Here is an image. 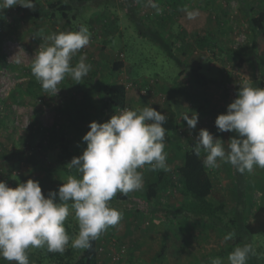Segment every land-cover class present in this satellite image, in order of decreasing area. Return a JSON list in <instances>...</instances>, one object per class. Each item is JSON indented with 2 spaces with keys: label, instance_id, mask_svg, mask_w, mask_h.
Wrapping results in <instances>:
<instances>
[{
  "label": "rangeland",
  "instance_id": "374dc122",
  "mask_svg": "<svg viewBox=\"0 0 264 264\" xmlns=\"http://www.w3.org/2000/svg\"><path fill=\"white\" fill-rule=\"evenodd\" d=\"M56 1L33 0L34 9L15 6L0 11V180L13 188L28 179L35 180L45 195L50 190H58L62 182L67 181L68 175L55 171L59 164V151L48 147V131L55 124L67 126L72 131L73 143L82 147L81 138L90 122L103 123L118 114L120 109L109 107L105 115L98 118L100 99L90 84H85L86 79H91L89 82L97 90H102L114 61L125 63L118 78L127 87L126 108L141 110L146 106L153 107L168 117L163 125L168 130L164 149L166 164L170 168L168 179L176 181L177 168L182 159L180 143L195 139L200 129H207L214 137L224 141L227 147V141L234 133L218 132L215 119L219 114L226 113L227 105L235 99L240 86L247 84L253 87L240 78L236 55L255 50L264 65V33L256 35L249 23L250 17L258 14L252 8L263 4L264 0H184V9L174 12L166 35L168 40L180 39L174 52L183 62L181 64L166 58L163 51L164 54L160 53L161 45L153 46L138 35L126 17V8L123 9L122 3L126 0H114L100 13L78 7L81 5L78 3L71 12L75 17H71L70 24L58 11L54 12L56 17L36 16ZM164 2L156 1L159 12L148 6L147 0H134V5L146 24L161 31V22L156 20L160 21L159 16L166 13ZM189 11L198 15L189 19ZM81 25L89 29L90 43L73 57L71 63L75 65L84 55L91 70L79 84L66 76L57 85V94L46 93L31 72L36 52L50 44L46 39L48 35L75 32ZM208 32L214 33L219 41L222 51L216 50L217 54L211 49L197 47L196 35ZM188 42L193 44L187 51ZM18 58L20 63H17ZM185 62L190 64L191 69L185 67ZM198 69L203 76H194ZM157 71L160 74H156ZM93 72H97L98 76L92 78ZM203 80L206 84L202 83ZM144 81L150 82L151 86L142 88L146 83ZM177 85L191 90L194 95L192 102L172 101L171 94ZM84 93L88 95L89 107ZM194 113L198 115V124L196 129L190 130L182 117ZM209 169L214 183L213 201L223 203L227 210H232L236 200L235 168L220 162L219 167ZM138 171L143 175L142 188L128 193V200L118 197L122 193L117 192L109 202L125 217L116 225L121 228L123 236L119 239L117 232L110 235L112 227L101 235L100 247L103 251L98 264H212L215 258L228 264L227 257L233 251L232 242L225 241L218 229L179 217L170 222L146 216L150 206L146 202L145 189L148 183L155 180V174L150 165ZM248 177L246 194L250 207L247 215L250 218L264 204V168L255 167L253 172H248ZM180 198L175 187L161 186L160 202L164 206H171ZM132 215L135 217L133 220L130 219ZM65 225L69 226L72 238H75L79 228L71 208ZM257 239L256 246L261 249L259 256L264 257V236ZM74 249L75 256L83 250ZM26 254L29 264H55L53 259L47 258L46 246L29 248ZM0 264L15 262L0 258Z\"/></svg>",
  "mask_w": 264,
  "mask_h": 264
},
{
  "label": "clouds",
  "instance_id": "9594fccd",
  "mask_svg": "<svg viewBox=\"0 0 264 264\" xmlns=\"http://www.w3.org/2000/svg\"><path fill=\"white\" fill-rule=\"evenodd\" d=\"M147 5L160 11L153 0ZM21 6L34 9L33 0H0V11ZM189 19L197 12L189 11ZM50 44L38 50L31 72L47 93H58L57 85L71 77L76 83L87 76L91 65L81 55L72 65L77 53L89 45V29L81 25L75 32L53 33L46 37ZM17 63H20L19 58ZM168 117L153 107L141 110L124 109L106 122L92 121L82 137L86 148L67 164L80 174L69 176L58 190L42 192L38 181L28 179L13 188L0 180V258L15 264H29V248L47 247L48 252L63 253L71 244L76 249H88L109 227L116 226L122 213L109 202L120 192L127 195L140 190L143 175L138 169L150 165V170L170 171L164 151L168 130L163 127ZM188 128L196 129L198 115L182 117ZM217 131L234 133L225 142L207 129H200L191 145L194 155L205 154L206 167L217 168L220 162L229 163L237 172L251 173L255 167L264 168V88L244 84L235 99L227 105L226 113L215 119ZM74 212L78 234L69 236L64 222ZM235 233L224 237L232 239ZM254 255L251 244L237 246L227 257L228 264H247ZM212 264H223L220 258Z\"/></svg>",
  "mask_w": 264,
  "mask_h": 264
},
{
  "label": "trees",
  "instance_id": "16d2710c",
  "mask_svg": "<svg viewBox=\"0 0 264 264\" xmlns=\"http://www.w3.org/2000/svg\"><path fill=\"white\" fill-rule=\"evenodd\" d=\"M114 0H57L56 3L50 4L48 9L43 13H36V16L40 18L56 17L55 11L60 12L62 18L67 24L71 23V17L75 15L71 14L77 7L88 8V10H96L97 13L101 12V9L111 6ZM160 0H153L154 3ZM166 7V13L159 16L157 23L161 25V31H156L152 25L145 23L143 17L137 14V6L134 5V0H126L122 3L123 9L126 8V17L131 26L135 29L139 36L149 41L153 46L155 44L161 45V51L166 53V58L175 60L178 64L183 63L174 49L176 44L179 43V38L168 40L166 35L168 33V24L173 19L174 12H180L185 7L184 0H163ZM256 10L258 14L252 16L249 19V23L253 28L254 33L257 35L260 32L264 33V3L257 7L252 8ZM168 11V12H167ZM197 47L200 49H211L214 54H217L216 50L222 51L219 46V41L214 37V33L208 32L207 34H197L195 38ZM189 43V42H188ZM190 42L185 48L187 51L190 49ZM186 51V53H187ZM162 53V54H164ZM111 71L109 79L106 82L102 90H97L93 84L88 80H85V84L97 93L101 107L98 109V118H102L105 115V111L112 107L116 110L124 109L128 103V93L126 84L120 82L118 75L121 73L125 66L123 61H114L111 65ZM185 67L191 69L189 63L185 62ZM236 67L238 68L239 76L242 80L252 84L253 87L264 88V65L263 61L255 50L248 53H239L236 55ZM160 74L158 71L156 74ZM155 74V75H156ZM98 76L97 72L92 73V78ZM195 77L203 76L199 69L195 70ZM147 81V80H146ZM144 81V82H146ZM219 82V81H217ZM203 84L206 82L203 80ZM150 82H146L142 85V88H149ZM87 98L88 95L83 94ZM194 98L191 90L184 86H178L173 88V94L171 99L173 102H192ZM90 104L88 103V107ZM119 113V111H118ZM97 122V121H96ZM89 125L87 131H89ZM71 129L67 126L55 124L48 131V147L58 149V165L55 167V171L62 175L75 176L80 178V174L74 168H69L67 164L74 156H79L82 150L86 148V143H83L82 147H78L73 143V137H71ZM87 133V132H86ZM85 133V134H86ZM84 134V135H85ZM80 138V137H79ZM191 140V141H190ZM194 142V138H190L187 143L181 142L182 159L179 167L177 168L176 181L167 178L168 171L156 170L154 171L155 180L148 183L145 189L146 202L149 204L150 209L146 216L149 219H162L166 221H172L174 218H182L193 223H198L204 226H208L220 231V235L225 237L229 233H235V236L230 239L232 242L231 250H234L237 246H244L245 244H251L255 249L254 255L249 256L247 264H264V257H260V246L257 247V237L264 236V204L260 205L252 214V217H248L247 213L250 207V202L246 194V188L249 185L248 172L241 174L234 169L233 181L235 185V205L232 210H227L225 204H217L212 199V193L214 190V183L211 176L209 167H206L203 163V152L199 157L194 155L190 142ZM175 187L180 200L171 204V206H164L160 202V188ZM118 197L127 199L125 194H119ZM132 215L130 219H134ZM125 217L122 216L121 220ZM68 225H65L66 232L70 237L73 236L71 229ZM122 227V226H120ZM118 233V238L121 239L122 230L117 226H112L109 234ZM107 233L104 231L102 234ZM101 234V235H102ZM100 235V237H101ZM100 237L91 241V247L83 249L79 256H75V249L69 244L65 247L63 253L60 252H48L46 247L47 258L53 259L55 264H98V257L100 254ZM257 248V249H256Z\"/></svg>",
  "mask_w": 264,
  "mask_h": 264
},
{
  "label": "built area",
  "instance_id": "2783aa9c",
  "mask_svg": "<svg viewBox=\"0 0 264 264\" xmlns=\"http://www.w3.org/2000/svg\"><path fill=\"white\" fill-rule=\"evenodd\" d=\"M124 109H127V108H124ZM124 109H120V110H119V113H120L122 110H124ZM119 113H118V114H119ZM101 251H103V248H102V247H100V252H101Z\"/></svg>",
  "mask_w": 264,
  "mask_h": 264
},
{
  "label": "crops",
  "instance_id": "0c3cea01",
  "mask_svg": "<svg viewBox=\"0 0 264 264\" xmlns=\"http://www.w3.org/2000/svg\"><path fill=\"white\" fill-rule=\"evenodd\" d=\"M100 256H101V254H99V257H98V263H99V262H100V260H101V259H100Z\"/></svg>",
  "mask_w": 264,
  "mask_h": 264
}]
</instances>
